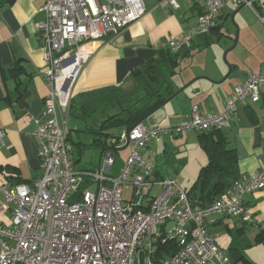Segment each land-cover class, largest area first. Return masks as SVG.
<instances>
[{
	"label": "built area",
	"instance_id": "obj_1",
	"mask_svg": "<svg viewBox=\"0 0 264 264\" xmlns=\"http://www.w3.org/2000/svg\"><path fill=\"white\" fill-rule=\"evenodd\" d=\"M262 1L202 0L196 23L179 36L167 37L162 45L172 52L190 46L217 26L226 2L249 5L264 22ZM157 5L175 8L178 3L157 0ZM40 10L44 17L37 30L43 38L42 75L48 91L44 120L33 132L39 144V174L31 182L3 189L0 264H209L215 258L230 264L208 232L207 219L228 214L252 222L243 195L264 189V168L235 180L212 202L196 204L176 173L155 176L156 154L148 144L163 134L223 128L239 104L259 99L264 71L238 81L219 113H202L193 105L189 118L175 126L139 120L108 138L96 167L80 168L73 162L68 116L74 83L92 53L88 46L142 17L144 3L44 0ZM122 149H127L124 164L112 174L105 168L113 166L115 152ZM154 186L159 188L155 194ZM168 240L177 242V250L155 261L157 244Z\"/></svg>",
	"mask_w": 264,
	"mask_h": 264
},
{
	"label": "crops",
	"instance_id": "obj_2",
	"mask_svg": "<svg viewBox=\"0 0 264 264\" xmlns=\"http://www.w3.org/2000/svg\"><path fill=\"white\" fill-rule=\"evenodd\" d=\"M176 1L178 6L170 8L158 6L157 0H143L142 17L115 34L90 42L91 56L74 83V105L88 101V91L107 84L130 88L131 69L156 56L167 37L179 36L196 23L203 9L202 0ZM43 2L0 0V202L5 199L4 188L31 182L39 174V144L33 132L37 123L44 120L43 99L48 91L42 75L43 38L37 30L38 22L44 17L40 10ZM258 5L254 3L257 9ZM215 28L211 35L196 38L188 57L179 58L173 76L177 90L152 111L151 114L157 111L153 124L175 126L188 118L193 105H198L202 113H219L238 81H243L251 72L264 71V24L251 8L224 3ZM209 36L215 38L207 42ZM70 118L74 121L70 138L84 142L81 138L88 136L91 141V134L83 132L84 121L69 112L68 125ZM111 130L108 131L112 134ZM73 132L79 136L77 139ZM176 135L163 134L160 140L149 143L156 152L155 176L180 173L182 182L189 185L183 169L174 168L173 172L159 169L158 155L169 156L174 146L179 166L185 163L184 168L198 174L209 161L205 149L207 132L189 131L181 134V138ZM219 135H225V147L233 148L237 180L264 168V85L257 101L247 98L238 105ZM106 142L77 150L80 156L75 165L80 164L85 154L89 163L79 166L96 167ZM92 148L98 149L94 156L88 154ZM188 185L182 183L187 190ZM243 200L254 216L252 222L221 214L207 219V230L230 264H264V189L244 194ZM209 264L220 263L215 258Z\"/></svg>",
	"mask_w": 264,
	"mask_h": 264
},
{
	"label": "trees",
	"instance_id": "obj_3",
	"mask_svg": "<svg viewBox=\"0 0 264 264\" xmlns=\"http://www.w3.org/2000/svg\"><path fill=\"white\" fill-rule=\"evenodd\" d=\"M258 10L260 11L259 7ZM215 30L216 28L209 34L211 35ZM214 38L209 36L206 41L209 42ZM195 42L196 39L190 46L182 47L177 52H172L169 48H160L157 55L146 64L131 69L129 77L132 86L130 88L107 84L88 91L86 93L89 96L88 101L80 106L74 105L73 100L71 101L70 115L81 118L86 125L83 132L91 134L90 144L79 140L75 142L70 138L71 128L69 127L68 140L72 145V154L76 153L72 155L74 164L78 163L80 156L77 150L81 151L82 147L101 144L104 138L112 136L109 129L118 126L129 128L137 121L145 119L176 92L177 86L173 76L177 71L179 58L188 57ZM221 129L213 128L206 131L208 141L205 149L209 161L200 168L197 178L188 190V194L196 204L212 202L237 180V159L233 148L224 146L225 135H219ZM103 135L104 138H102ZM177 248L178 244L175 240L160 242L156 246L153 259L155 261L166 259Z\"/></svg>",
	"mask_w": 264,
	"mask_h": 264
},
{
	"label": "rangeland",
	"instance_id": "obj_4",
	"mask_svg": "<svg viewBox=\"0 0 264 264\" xmlns=\"http://www.w3.org/2000/svg\"><path fill=\"white\" fill-rule=\"evenodd\" d=\"M246 6L249 7V8H251L249 5H246ZM232 22H233L234 25H236L234 20ZM260 22L262 24H264V22H262L261 20H260ZM156 112H154L153 114L149 115L145 119L146 120L145 122H148L150 125L153 124V121L155 120V117H156V115H155ZM188 118H189V116H188ZM188 118H186V119H188ZM186 119H184V120H186ZM73 124H74V121H73L72 118H70L69 119V125H70L69 127H72L71 125H73ZM124 130H125V127L124 126H118V127L113 128V130H111V131L113 132L112 133L113 135H116V134L122 133ZM73 136H74L75 139H77L79 137V136L76 137V132H73ZM176 136L181 138L183 135H176ZM81 139L84 142H86L87 144L90 143V139H89L88 136H83ZM97 151H98L97 148H92V149L88 150V154L90 156H94L95 155V152H97ZM174 151H175V147L173 146L172 153H170L169 156H166V155L164 156L163 153L159 154L158 155L159 156V159H158L159 166L158 167L162 171H165V169H166L168 172H173L176 168L183 169V172L185 173V179H187V181L189 180L190 183H189V185H188V183H185V182H182V183L185 186L188 185V187L190 188L191 185H192V183L197 178V175L198 174H195L194 175V172L192 170H189L188 167L187 168H184V164L185 163L183 165H180L179 166L180 163H179L178 159L176 158V154L174 153ZM126 153H127V150H122L119 153L117 152L116 155H115V164H114V166H112V167H106L105 169H107V170L111 169V173L112 174H117L119 172V170L121 169L122 165L124 164V161L123 160H125ZM72 155L74 156V155H76V153H73ZM88 163H89V160H88V158L84 154V157L82 158V160H81V162H80L79 165H84L85 166ZM177 175L182 179V174L177 173ZM94 188H95V184H91V189H94ZM158 191H159V188L157 186H154L151 189V192L154 193V194L157 193ZM7 213L8 212H6V216H7ZM2 219L3 218H1V220Z\"/></svg>",
	"mask_w": 264,
	"mask_h": 264
},
{
	"label": "water",
	"instance_id": "obj_5",
	"mask_svg": "<svg viewBox=\"0 0 264 264\" xmlns=\"http://www.w3.org/2000/svg\"><path fill=\"white\" fill-rule=\"evenodd\" d=\"M261 7H262V12H263V14H264V0H263L262 3H261ZM171 97H172V96H171ZM171 97H170V98H171ZM170 98H169V99H170ZM151 113H152V112H151ZM151 113H150V114H151ZM150 114H148L145 118H147ZM104 142H106V140H105ZM102 152H103V151H101V153H100V155H99V160H100V158H101V156H102Z\"/></svg>",
	"mask_w": 264,
	"mask_h": 264
}]
</instances>
